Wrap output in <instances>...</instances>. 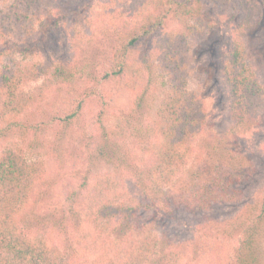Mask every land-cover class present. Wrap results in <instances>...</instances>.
I'll return each instance as SVG.
<instances>
[{
    "label": "trees",
    "instance_id": "obj_1",
    "mask_svg": "<svg viewBox=\"0 0 264 264\" xmlns=\"http://www.w3.org/2000/svg\"><path fill=\"white\" fill-rule=\"evenodd\" d=\"M98 2L0 0V264H82L80 254L41 234L48 224L71 234L76 220L85 228L94 226L95 246L105 239L112 247L110 234L129 240L133 251L124 264H195L214 241L229 238H236L237 244L225 264H264V182L257 189H244L242 183L249 181L255 163L235 140L236 133L264 120V81L258 72L264 67V33L257 12L264 13V0H142L130 7L125 1L119 12L113 0H107L105 15L110 21L120 18V27L94 43V62L48 59L20 65L17 55L36 54L68 23L72 36L76 25L86 29L85 22H96L94 26L104 30L108 24L94 19ZM215 21L228 22L234 36L217 60L214 53L220 42H212L206 61L197 68L221 79L228 131L233 132L225 152L205 145L198 156L196 139L205 133L206 112L188 88V44L204 46L210 34L200 27L204 23L210 30ZM127 74L132 75L134 99L127 110L117 106L122 122L109 130L101 123L97 140L86 143L79 163L70 169V190L52 202L48 184L53 179L45 158L31 159L27 152H52L57 140L46 135L71 125L89 96H98L106 105L101 86L117 79L129 87ZM41 76L58 79L47 81L33 96L21 97V83ZM157 77L166 80L167 92L156 115L146 116ZM73 82L82 87L76 89ZM64 85L73 93L77 90L74 105L41 109L49 91H60ZM99 166L106 170L98 173ZM34 197V221L40 231L35 237L21 215ZM226 204L236 210L216 217L215 209ZM140 210L151 213L155 221L186 222L192 234L178 238L148 231L138 220ZM107 227L111 232L100 236ZM133 231L136 240L131 242ZM109 264L116 263L110 259Z\"/></svg>",
    "mask_w": 264,
    "mask_h": 264
},
{
    "label": "rangeland",
    "instance_id": "obj_2",
    "mask_svg": "<svg viewBox=\"0 0 264 264\" xmlns=\"http://www.w3.org/2000/svg\"><path fill=\"white\" fill-rule=\"evenodd\" d=\"M98 5L95 6V21L107 23V27L104 30L98 29L92 22L86 27L85 30H81L80 24L76 25L75 31L77 33L72 36V28L69 23L61 31L54 32L50 35L41 46V49L36 54H22L17 55V60L20 65L30 66L33 62L44 61L48 59H55L58 61H68L70 63H88L94 62L95 53L98 50V45H94L95 42L102 41V36L109 32L117 33L120 27V18H114L110 21L108 15L107 0H98ZM126 1V7L128 1L129 7L133 3H139L142 0H113V7L118 8V12L122 9L124 2ZM131 1V2H130ZM97 2V1H96ZM95 2V3H96ZM110 6V5H109ZM103 8V9H102ZM107 8V9H106ZM105 9V10H104ZM216 10V9H215ZM260 14L259 21L261 23L260 32L264 33V13L257 9ZM259 16V15H258ZM99 19V20H98ZM93 20V19H92ZM217 23V24H216ZM199 26V25H198ZM202 30L205 31L206 38L205 45L200 48H194L193 45L188 44L189 50L187 57L191 62L190 73L188 77V88L193 91L202 102L206 112V129L203 136H198L196 139V150L198 156L202 155L205 145H213L218 148V153L222 154L229 148L230 132L229 116L226 110L225 101V88L220 78L212 77L211 75L199 70V66L202 62L206 61L208 57L209 45L212 42L219 43L216 45L215 60L219 57V53L227 48L229 40L232 39L234 33L232 32V26L228 22H217L213 24V28L207 30L206 24L202 23ZM101 38V39H100ZM245 39V38H244ZM243 40V37H242ZM193 44L195 40H190ZM246 41L243 44L246 45ZM102 46H99V50ZM104 51H106L104 49ZM250 52V47L247 49ZM221 54V53H220ZM103 67V66H102ZM101 69V68H100ZM261 80L264 81V67L258 69ZM132 75L127 74L125 77L129 87L125 84H120L117 79H113L104 83L101 86L102 95L107 100V104H101V100L94 94L89 96L85 104L83 105L81 112H79L78 118H76L68 127L58 126L51 133L46 135V139L57 140L55 142L56 147L53 151H44L43 154L36 153L34 151H28L27 157L34 159L36 157L45 158L46 165L49 168V174L51 175L53 182L49 181V193L52 197V202H57L62 199L63 195L70 190L69 175L70 169L75 164H78L81 158L82 151L85 150V145L91 139L97 140L101 131V123L107 130L111 129L116 123L122 122L123 116H119L117 112V106L127 108L132 99H134V92L131 89ZM50 79V80H49ZM57 77H39L37 79L27 78L20 87L19 93L21 97L33 96L39 89L44 88L47 81L55 83ZM76 89L82 87L80 82H73ZM125 86V87H124ZM72 88L66 89V86H62V90L58 91L53 87L49 94L44 97L43 102L40 103L41 109H68L75 103V94ZM68 90V91H66ZM167 92L166 80L161 77H157L151 86L150 98L148 104L152 105L148 112H143L146 116H155L160 101L163 99ZM224 96V98H223ZM223 98V99H222ZM79 99V97L77 98ZM51 103V105H50ZM40 109V110H41ZM102 111V112H100ZM140 112V111H136ZM125 120V119H124ZM54 132V133H53ZM229 132V133H228ZM87 134L89 137L87 138ZM236 144L240 150L244 151V156L251 158L255 165L252 175L245 184L244 189L250 190L252 188L257 189L264 182V120H260L259 124L253 125L248 131H240L235 135ZM195 154L193 155L194 158ZM193 158H190L187 166L192 165ZM98 173H103L106 169L105 166H99ZM34 202L26 207L21 215L23 223H28L31 226L32 236H38L40 231L34 221L35 215L38 211V205L36 203L37 197H34ZM236 210L235 205L226 204L215 209L214 215L216 217H223L233 213ZM138 220L140 223L146 224L148 231H165L173 235L174 237L183 238L191 236L190 226L186 222H182L175 219H168L162 221H155L151 217V213L140 210L138 213ZM72 227V224H71ZM74 232L71 234H64L61 231L55 230L51 225L44 226L41 230V234H45L53 237L59 243L65 247L68 252L72 254L81 255L82 264H109L111 259L116 264L128 263V258L132 251L130 248V242L122 241L121 236L117 237L115 234H110L114 245L112 247L107 245V240L99 239V243L95 246L92 234L96 233L92 224L85 228L77 220L73 223ZM106 232L100 236L111 232V228L107 227ZM167 230V231H166ZM131 242L136 240V231L131 234ZM79 240L81 242H79ZM101 240V241H100ZM237 244L236 238L223 239L214 241L210 247L205 251V254L196 261L195 264H225L232 256L233 249ZM106 247V248H105ZM125 247L127 249H125ZM98 248H104L97 251Z\"/></svg>",
    "mask_w": 264,
    "mask_h": 264
}]
</instances>
